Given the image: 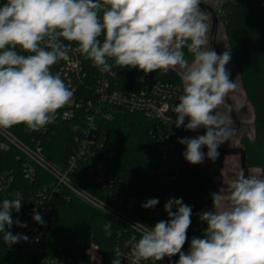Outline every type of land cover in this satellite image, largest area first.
Instances as JSON below:
<instances>
[{
	"label": "clouds",
	"instance_id": "clouds-1",
	"mask_svg": "<svg viewBox=\"0 0 264 264\" xmlns=\"http://www.w3.org/2000/svg\"><path fill=\"white\" fill-rule=\"evenodd\" d=\"M200 5L201 0H6L0 5V129L24 124L29 131H40L56 121L58 110L73 103L75 90L51 68L69 62V52L75 51L113 76L114 66L145 74L180 69L175 127L205 130L178 139L185 146L182 155L193 165L203 163L205 156L217 160L219 147L236 133L233 120L220 108L227 107L237 85L226 67L230 50L218 54L208 47V15ZM211 199L212 210L197 214L207 225L203 238L193 237L187 253L182 249L192 207L182 198H170L164 205L169 219L151 227L140 224V238L132 237L127 259L141 264L178 254L176 264H264V177L241 170L227 192H214ZM21 201L0 202V233L8 246L29 239L8 230L14 224L27 227L12 216L20 212ZM158 203L152 198L141 207ZM32 219L44 224L36 209ZM110 229L111 223L105 224L108 235ZM111 264H121V258Z\"/></svg>",
	"mask_w": 264,
	"mask_h": 264
},
{
	"label": "trees",
	"instance_id": "trees-1",
	"mask_svg": "<svg viewBox=\"0 0 264 264\" xmlns=\"http://www.w3.org/2000/svg\"><path fill=\"white\" fill-rule=\"evenodd\" d=\"M3 3H6V0H0V5ZM220 20L231 45L232 59L247 100L255 113L254 139L249 137L242 139L248 167L259 169L264 177V2L222 0ZM100 38L103 39V36ZM71 44L76 45L75 42ZM185 54L191 61L192 56L187 53V49ZM112 62L114 64V61ZM113 70L117 73L116 78L121 81H129L136 76H152L182 86L181 75L176 69H171L167 73L158 70L148 74L138 68L114 66ZM64 108L58 110L56 121L50 124L45 132L29 131L24 124L15 125L7 130L26 144L41 142L46 158L64 167L72 153L74 138L83 127L82 116L72 121L61 119V110ZM102 125L110 149L117 152L111 162L116 176L115 184L111 188L113 198L126 201L135 199L136 202L130 206L123 204L126 220L118 221L98 209L85 205L77 198L58 200L57 226L51 238L52 245L57 249L64 248L72 257L74 264H88L86 249L90 238H96L106 261L111 263L117 244L129 254L132 237L135 236L137 240L140 238V224L151 227L161 220H168L169 217L164 211L165 203L170 198H182L184 204L192 207V222L187 230L188 240L182 249L187 253L191 239L203 238V232L207 227L197 214L212 210L211 194L218 192L217 184L209 170L203 164L188 163L182 155L185 146L178 143V139L188 137L190 131L184 127L176 128L175 125L163 127V132L169 136L173 151V158L166 161L161 154L162 143L151 134L150 123L143 115L117 112L111 121L102 122ZM18 155L15 149L0 150V174L11 172L16 177V184L38 187L40 183L30 185L24 179L21 161L17 160ZM40 174L43 175V172L40 171ZM77 180L83 188L98 194V187L93 182L91 185L88 184L91 178L84 176ZM13 189L17 187L10 190ZM108 194L102 192L101 197L109 199ZM152 198L159 200L154 208L141 207ZM108 223H111V235L105 230V224ZM7 255V244L0 233V261ZM178 259L177 254L172 258L165 257L161 261H142L141 264H176Z\"/></svg>",
	"mask_w": 264,
	"mask_h": 264
},
{
	"label": "built area",
	"instance_id": "built-area-1",
	"mask_svg": "<svg viewBox=\"0 0 264 264\" xmlns=\"http://www.w3.org/2000/svg\"><path fill=\"white\" fill-rule=\"evenodd\" d=\"M70 47L75 49L76 45L71 44ZM69 56V62L59 61L51 68L53 74L60 73L64 82L75 90L73 103L61 110V119L72 121L78 116L83 119V127L74 138L67 164L61 167L47 159L41 142L26 144L12 132L0 129V150H17L24 179L30 185L40 183L38 187H28L16 184V177L11 172L0 174L1 202L6 198H21V210L13 212L12 216L14 220L27 224L24 228L14 224L8 230L14 235L19 233L29 238L27 242L7 245L8 255L0 264H74L64 248L57 249L51 243L57 226V201L60 199L77 198L115 220H126L123 204L130 206L136 201L113 198L111 188L116 176L111 162L117 152L110 149L102 125V122L111 121L115 113L143 115L150 123L151 134L162 143L163 160L173 158L170 139L163 132V127L175 125L173 109L179 102L182 86L152 76H136L132 80L121 81L110 73L100 72L91 60L75 51H70ZM109 63L112 64V60ZM49 125L35 132H45ZM84 176L91 178L88 184L93 182L99 189L98 194L81 186L77 179ZM13 187L17 189L11 191ZM102 192L109 193V199L102 198ZM33 209L42 216L44 224L32 219ZM86 257L88 264H111L106 261L96 238H90ZM117 257L121 258V264H131L128 254L119 244L113 251V259Z\"/></svg>",
	"mask_w": 264,
	"mask_h": 264
},
{
	"label": "rangeland",
	"instance_id": "rangeland-1",
	"mask_svg": "<svg viewBox=\"0 0 264 264\" xmlns=\"http://www.w3.org/2000/svg\"><path fill=\"white\" fill-rule=\"evenodd\" d=\"M201 2L206 3L214 8L216 13L220 18V11H221V3L222 0H201ZM206 13V12H205ZM208 15V47L210 48V35H211V28H212V18ZM218 48L224 52L226 49L230 50L231 52V60L232 59V50L231 45L226 37L223 23L220 20V27L218 32L217 38ZM178 74L181 75V70L176 69ZM236 89L229 94L230 100L236 110V113L241 121L240 130L235 133V135L228 141L222 144L225 149H233V148H244L242 144V139L244 137H249L250 139H254L255 134V113L250 105L249 101L247 100L245 91L243 89L242 83L240 81V77L238 76V80L236 82ZM221 111H224L229 118H231L230 113L226 106L222 105L220 108ZM232 119V118H231ZM234 126V123H233ZM204 129L201 128L196 132L190 131L188 134L189 138L195 137L197 135H203ZM205 154L207 153V148L203 149ZM203 164L213 176L218 191L227 192L228 187L232 180H234L237 174L242 170L240 156L239 155H230V156H223L220 154L219 158L215 161L207 159L205 156V160ZM249 175H256L262 177L261 171L255 168H249Z\"/></svg>",
	"mask_w": 264,
	"mask_h": 264
},
{
	"label": "water",
	"instance_id": "water-1",
	"mask_svg": "<svg viewBox=\"0 0 264 264\" xmlns=\"http://www.w3.org/2000/svg\"><path fill=\"white\" fill-rule=\"evenodd\" d=\"M200 7L203 11L208 13L212 18V28H211V35H210V46L213 48L218 54L223 53L219 48L217 44V38H218V32L220 27V18L214 8L206 3L201 2ZM229 72L231 73V79L233 82H237L238 80V71L237 68L232 60L228 63L226 66ZM227 109L230 113V116L234 122V127L236 128V133L240 130L241 127V121L236 113V110L230 100V97L227 98ZM230 109V110H229ZM219 153L223 156H230V155H239L242 170L245 172V174L249 175V167L247 163V154L244 148H233V149H225L222 145L218 149Z\"/></svg>",
	"mask_w": 264,
	"mask_h": 264
}]
</instances>
